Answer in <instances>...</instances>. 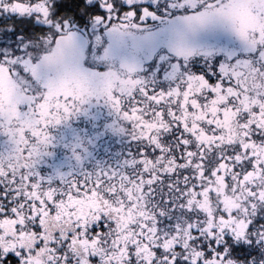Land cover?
<instances>
[{
    "label": "snow or ice",
    "instance_id": "snow-or-ice-1",
    "mask_svg": "<svg viewBox=\"0 0 264 264\" xmlns=\"http://www.w3.org/2000/svg\"><path fill=\"white\" fill-rule=\"evenodd\" d=\"M0 264H264V0H0Z\"/></svg>",
    "mask_w": 264,
    "mask_h": 264
},
{
    "label": "rangeland",
    "instance_id": "rangeland-1",
    "mask_svg": "<svg viewBox=\"0 0 264 264\" xmlns=\"http://www.w3.org/2000/svg\"><path fill=\"white\" fill-rule=\"evenodd\" d=\"M78 125L81 124L80 122H77ZM121 147V145L118 143V141L115 138L106 139L105 144L101 146V148L98 150L96 154V159L100 160L104 163H113L114 161L111 158V153L118 150ZM62 156V152L57 149L56 150V157L59 159Z\"/></svg>",
    "mask_w": 264,
    "mask_h": 264
},
{
    "label": "flooded vegetation",
    "instance_id": "flooded-vegetation-1",
    "mask_svg": "<svg viewBox=\"0 0 264 264\" xmlns=\"http://www.w3.org/2000/svg\"><path fill=\"white\" fill-rule=\"evenodd\" d=\"M81 124H79L78 126L81 128L87 127L86 122L84 121H80Z\"/></svg>",
    "mask_w": 264,
    "mask_h": 264
}]
</instances>
